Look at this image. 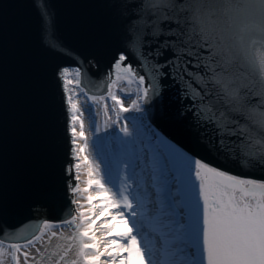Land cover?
Listing matches in <instances>:
<instances>
[{"label":"snow or ice","instance_id":"snow-or-ice-1","mask_svg":"<svg viewBox=\"0 0 264 264\" xmlns=\"http://www.w3.org/2000/svg\"><path fill=\"white\" fill-rule=\"evenodd\" d=\"M121 7L114 43L53 72L71 137L61 215L0 223V264H264V0ZM165 81L198 153L147 116Z\"/></svg>","mask_w":264,"mask_h":264},{"label":"water","instance_id":"water-1","mask_svg":"<svg viewBox=\"0 0 264 264\" xmlns=\"http://www.w3.org/2000/svg\"><path fill=\"white\" fill-rule=\"evenodd\" d=\"M132 2L0 0V223L23 231L61 215L69 114L53 72L114 43L124 20L121 6ZM165 84L162 102L147 116L176 147L198 153L194 130L177 115L176 90ZM37 205L45 206L39 215Z\"/></svg>","mask_w":264,"mask_h":264},{"label":"bare ground","instance_id":"bare-ground-1","mask_svg":"<svg viewBox=\"0 0 264 264\" xmlns=\"http://www.w3.org/2000/svg\"><path fill=\"white\" fill-rule=\"evenodd\" d=\"M74 68V67H73ZM71 88V86H70ZM109 104H111V102L109 101ZM87 115V114H86ZM92 117L95 118V108L92 109V113H91ZM102 118V117H101ZM153 125V123H152ZM154 129L157 130V128L153 125ZM159 132V131H158ZM70 143H71V137H70ZM172 143V142H171ZM173 144V143H172ZM176 146V145H175ZM87 179V176L85 174V170H82V174H81V181H84ZM82 187H84L85 185L82 183L81 184ZM52 220H56V219H52ZM115 232H120V231H126V228L124 225H119L115 230Z\"/></svg>","mask_w":264,"mask_h":264}]
</instances>
